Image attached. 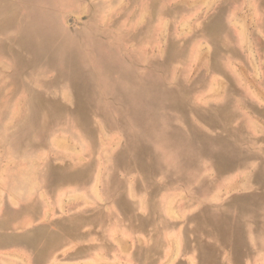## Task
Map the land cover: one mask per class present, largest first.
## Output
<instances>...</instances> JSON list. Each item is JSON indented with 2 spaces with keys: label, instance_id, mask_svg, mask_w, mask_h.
Segmentation results:
<instances>
[{
  "label": "rangeland",
  "instance_id": "1",
  "mask_svg": "<svg viewBox=\"0 0 264 264\" xmlns=\"http://www.w3.org/2000/svg\"><path fill=\"white\" fill-rule=\"evenodd\" d=\"M173 91L197 138L233 143L222 173L200 159L185 183L123 161L148 168L190 155L171 128ZM140 92L146 102L134 109L129 95ZM258 104L264 0H0V254L31 264L18 237L35 214L36 227L77 221L90 248L82 256L59 243L36 264H264ZM225 105L221 130L214 111ZM142 114L156 121L158 140L138 127ZM56 171L73 178L55 188ZM217 213L242 224L239 234L208 235L203 219Z\"/></svg>",
  "mask_w": 264,
  "mask_h": 264
},
{
  "label": "crops",
  "instance_id": "2",
  "mask_svg": "<svg viewBox=\"0 0 264 264\" xmlns=\"http://www.w3.org/2000/svg\"><path fill=\"white\" fill-rule=\"evenodd\" d=\"M173 95L174 101L178 103L177 107L173 109L172 111V121H171V128L174 131H179L184 139L188 140V144L191 145L190 147V155L183 156L178 153L172 154L170 157L167 156L164 160H159L162 162L161 166H155L152 165L151 167L143 166L142 164H134L129 161H127L126 158H123L119 156L120 158H123V161L126 162V164H130L128 169H134L138 168L141 174L145 176H152V175H164L165 178H171V177H177L178 179H181L185 183H189V178L193 173H195V163L199 162L200 159L202 161H210L214 163L215 170L218 171V173H222L225 171L229 163L232 160V154L228 151L227 146H231L233 143L227 144L224 140L219 139H208L204 137H201L198 135L199 138H197L195 127L193 126L192 122L188 119V117L185 115V112L187 110H183V100L181 97L176 94L175 91L171 92ZM227 107L229 106H221L217 111H214L215 114L219 115V118L222 120V125L219 127L221 130H225L226 128L224 126L226 122L230 120L229 116H226L228 113ZM226 108V110H224ZM258 110L257 112V120L253 121V129L260 131V128H264V107L260 106L258 104ZM188 111H190L188 109ZM203 120L205 123L214 125L216 124L214 120H209L206 117H203ZM177 122H182L184 128L189 132L187 135L184 134L183 131L184 128H180L176 125ZM260 136L255 139L254 145L259 146L260 145ZM178 147L183 146V143L180 140H177ZM234 145L239 146V143L236 142ZM185 146V145H184ZM199 149H198V148ZM215 147V148H214ZM159 159V158H158ZM187 163V167H184V164ZM264 163V160L260 159L258 162L257 169L254 170L255 173L260 172V164ZM131 171V170H130ZM262 172H264V166H262ZM56 174L52 176L53 185L56 187L63 186L67 183V179H71V175L67 174L66 172L62 171H56ZM71 173V172H70ZM77 173L75 172L74 178H76ZM256 182V179L254 180ZM258 189L256 192L258 194H261L259 191L262 188H264V176L262 178L257 179ZM52 185V186H53ZM256 189V187H255ZM255 194V192L253 193ZM257 195V194H255ZM264 195V194H263ZM19 214L21 215L23 213L22 210H18ZM244 214V213H243ZM242 214V216H243ZM252 218L256 220L255 212L252 213ZM239 216V215H238ZM68 216L63 218L59 224H55L54 227L47 225V224H40L38 227L35 226L36 219L35 214L32 217H30L31 221H29L30 224H33V227L31 229L27 230L26 235L19 236L18 239L27 245V247L31 251V264H36L37 259L38 260H45L47 256L50 255L52 250L57 247V245L60 243V248L64 247L68 243H75L78 248V253L82 256L90 250V248H85L81 243L82 237V225L80 226L79 233H78V222L73 220H65ZM205 217V216H204ZM237 217V216H235ZM233 219V218H232ZM223 221L225 223V226L227 227V232L225 234H222L218 228L215 227L214 222ZM203 221L207 222V224L210 226V229L208 230V235L215 234L217 237L223 238L232 232L235 234H239V228L242 230L243 226L242 224H238L236 221V224L232 223L231 218L229 219L227 216H224L221 213H217L215 215L208 214ZM75 227V234H69V227ZM239 227V228H238ZM1 242V241H0ZM91 248H94L91 247ZM3 249V248H2ZM62 251V250H61ZM0 264H11L10 258L4 256V253L0 254ZM66 259L67 254H65L61 259Z\"/></svg>",
  "mask_w": 264,
  "mask_h": 264
},
{
  "label": "bare ground",
  "instance_id": "3",
  "mask_svg": "<svg viewBox=\"0 0 264 264\" xmlns=\"http://www.w3.org/2000/svg\"><path fill=\"white\" fill-rule=\"evenodd\" d=\"M107 69V67H104V68H100V70H101V72L103 73V71L104 70H106ZM108 69H111V68H108ZM132 88H133V86H132ZM152 93H154V92H152ZM145 94H146V92L144 93V92H140V94L139 95H132L131 93H130V97H134V98H131V99H129V100H133V99H136L138 102H134V101H130V102H128L129 104H131L132 106H133V108L134 109H137V108H139V109H141V107L144 105V104H142V103H145L143 100L145 99ZM150 95H152V94H150ZM160 97V96H159ZM152 98V97H151ZM143 99V100H142ZM150 101H152V100H150ZM147 103H149V102H147ZM151 103H149V105H150ZM156 107H159V106H156ZM149 108H150V106H149ZM146 109V108H145ZM137 111V110H136ZM144 111V110H143ZM149 111V110H148ZM139 112V111H138ZM141 112V111H140ZM141 117H142V120H143V123H142V125L141 126H138L139 128H140V130H143V131H145L146 133H147V135L148 136H151V137H154L155 138V140H158V138H157V131H156V121H154V118H151V119H148L146 116H144V114H142L141 115ZM156 118V117H155ZM155 120H157V119H155Z\"/></svg>",
  "mask_w": 264,
  "mask_h": 264
}]
</instances>
